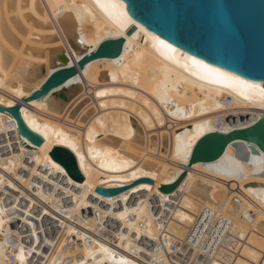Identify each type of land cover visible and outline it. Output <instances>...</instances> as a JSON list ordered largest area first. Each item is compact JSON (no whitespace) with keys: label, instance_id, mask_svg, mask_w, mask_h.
I'll use <instances>...</instances> for the list:
<instances>
[{"label":"bare ground","instance_id":"1","mask_svg":"<svg viewBox=\"0 0 264 264\" xmlns=\"http://www.w3.org/2000/svg\"><path fill=\"white\" fill-rule=\"evenodd\" d=\"M132 26L123 29L122 35L118 34L117 26L95 6L94 0H0V99L4 101L0 105L6 107L15 105L41 86L52 71L53 48L65 49L74 62V57H79L74 40L81 39L86 49H96L104 39L125 37L119 56L93 59L66 82L67 92L75 93L70 101L62 104L48 93L28 104L22 102V117L43 137L41 145L30 149L24 146L16 119L9 112L0 111V131L11 129L21 146V150L0 155V191L6 182L12 184L8 173L27 181L19 168L25 165L23 157L28 150L34 161L29 169L31 174L40 173L36 165L67 174L60 189L74 197L68 216L77 217L80 207L92 206L100 218L98 222L95 216L88 219V227L110 221L113 235L109 242L97 239L73 251L83 253L85 259L96 264L101 261L115 264L123 256L140 264L138 259L144 260V253L152 251L153 237H156L160 249L157 255L164 264H174L170 258L177 251H182L181 264H264V153L254 152L253 143L239 140L228 144L219 159L188 166L201 137L210 131L244 127L260 118L264 107L259 99L246 101L165 60L139 28L131 35L127 33ZM173 46L181 53L194 56ZM43 65L45 74L41 73ZM17 91L24 95H17ZM102 91L107 94L98 96ZM227 97L233 98L230 107L225 103ZM218 114L227 117L222 127L216 124ZM34 125L41 131H36ZM45 128L47 137L42 134ZM200 129L203 134L195 141L187 161L181 163L176 158L177 137L181 138L180 143L186 142ZM57 145L74 153L83 181L74 180L53 159L51 151ZM126 161L130 164L126 165ZM184 171L186 176L175 192L170 195L160 190L162 184L173 183ZM143 177L153 182L139 181ZM127 185V190L113 196L96 191L98 186ZM122 213L124 219H120ZM220 215L228 216L232 224L218 239L214 256L200 262L198 254L207 253L204 245L208 243V230ZM184 216L189 219L185 220ZM0 221H3L0 264H19L17 256L21 247L13 260L7 258L11 229L17 221L9 217L1 197ZM74 231L73 225L67 229V233ZM229 232L234 233L232 248L237 252L231 263L223 260L227 252L224 238L227 239ZM197 236L198 240L191 246L190 238L195 241ZM100 245L115 255L105 258ZM192 247L195 248L193 257L190 256ZM41 251L48 258L47 264H58L59 245L53 247L46 241ZM251 252L256 253V258ZM25 254V264H36L35 253L25 251Z\"/></svg>","mask_w":264,"mask_h":264},{"label":"water","instance_id":"2","mask_svg":"<svg viewBox=\"0 0 264 264\" xmlns=\"http://www.w3.org/2000/svg\"><path fill=\"white\" fill-rule=\"evenodd\" d=\"M126 10L137 23L156 33L173 45L204 61L235 73L244 79L264 85V0H123ZM136 30L133 25L128 34ZM79 57L70 56L65 49L51 50V73L41 86L15 105H0V111L9 112L17 121L19 139L27 148L41 145L43 137L24 121L21 104H28L48 93L62 104L72 99L66 82L83 70L88 62L100 57H117L124 48L125 37L104 39L96 49H86L81 39L72 41ZM73 55V53H72ZM74 56V55H73ZM46 67L41 66L45 74ZM61 88V89H58ZM254 144L253 151L264 153V114L246 127L229 131H210L196 143L188 166L198 161H213L225 153L228 144L235 141ZM51 156L67 173L78 181L84 180L74 153L62 145L54 146ZM186 176L184 171L176 181L162 184L160 190L169 194L178 189ZM139 181L153 182L143 177ZM128 189L123 187L96 188L97 193L113 196Z\"/></svg>","mask_w":264,"mask_h":264},{"label":"built area","instance_id":"3","mask_svg":"<svg viewBox=\"0 0 264 264\" xmlns=\"http://www.w3.org/2000/svg\"><path fill=\"white\" fill-rule=\"evenodd\" d=\"M225 103L230 107L233 103V98L227 97ZM226 118L224 114H218L216 124L222 127L226 122ZM258 119L248 125H251ZM18 150H21V146L17 135L11 129L0 131V155L3 156ZM32 155V152L27 150L23 157L25 165L19 168L20 175L27 181H21L8 173L12 184L6 182L0 191V197L6 206L9 217L17 221V225L11 229L6 253L7 258L13 260L17 250L23 246L26 252L35 253L34 261L36 264H47L48 258L45 254L41 253V250L45 242L49 241L53 247L54 245H59L60 259L58 264H79L81 261L84 264H96L94 260L85 259L83 253L73 251L97 239L109 242L110 236L113 235L112 230L109 229L111 225L110 221H103L102 223L92 224V227H88L86 225L88 219L95 216L98 222L100 218V216L97 217L92 206L80 207L77 217L71 218L68 216L75 201L73 195H65L60 189L61 185L65 182L67 174L61 171L51 172L44 165H36L37 172L40 173L31 174L29 169L34 164ZM231 224V219L226 215H220L215 220L214 225L208 230V243L204 245L207 253L203 255L198 254L197 256L200 262H205L204 258L214 256L218 239L228 231L227 228ZM70 225L75 227L73 233H67ZM233 237L234 233L229 232L227 239L224 238V248L227 249L225 250L227 252L224 254L223 260H226L228 263H231L234 255L237 254V252H233L232 248L235 241ZM198 238L197 236L195 241L193 240L194 238H190L191 246H194ZM153 241L154 243L151 246L152 251L144 253L146 256L144 260L138 259L140 264H164L162 258L157 255V252L160 251L157 248V242L155 239ZM191 251L190 256L193 257L195 255V248L192 247ZM181 252L172 253L174 258L170 259L174 264L182 263ZM189 261L191 262L192 260Z\"/></svg>","mask_w":264,"mask_h":264},{"label":"snow or ice","instance_id":"4","mask_svg":"<svg viewBox=\"0 0 264 264\" xmlns=\"http://www.w3.org/2000/svg\"><path fill=\"white\" fill-rule=\"evenodd\" d=\"M94 4L96 7L101 9L105 15L109 17L113 21V23L117 26L118 34H123V29L127 28L129 25H135L140 29V33H143L145 36H148L151 40L152 48L155 49L157 53L165 60H170L173 63L179 65L190 75L197 77L201 81L207 82L209 85H219L222 89L230 90L236 95L242 97L244 100H256L259 99L261 106L264 107V85L253 83L247 79H243L238 75H234L231 72H227L222 70L221 68L213 67L212 65L205 63L201 59H197L195 56L187 55L186 53H181L180 50L173 46V44L169 43L165 39H161L159 36L153 35L146 31V29L142 28L139 24L136 23L128 13L123 3V0H94ZM17 95H24L22 91H17ZM106 92H98V96L106 95ZM131 95V93H127ZM0 103H4L2 99H0ZM103 107V105H101ZM35 126L36 131H41L40 127ZM200 126H198L199 128ZM45 137L48 136L47 129L42 133ZM203 134V129L197 132L195 136H192L186 142L180 143L181 138L177 137V149H176V158L181 162L185 163L187 161V157L191 154L195 141L199 138L200 135ZM58 135H63L62 133ZM92 138V132H89V139ZM65 141H58V143H64ZM91 151V149H90ZM82 159V157H81ZM264 162V159H262ZM126 165H129L130 162H125ZM54 167H58L57 165H53ZM103 166V165H102ZM113 170L116 168L113 166ZM240 170H242V166H240ZM149 173H144V175H148ZM133 178H135V173H133ZM170 182V180L166 181ZM146 187V186H145ZM178 215H182L179 214ZM185 220L189 219V217L184 216ZM120 219H124V214L120 215ZM3 221H0V226H2ZM138 231V230H137ZM154 239L156 237H153ZM241 238L243 239V233H241ZM166 239H168L166 237ZM169 247H171L169 245ZM100 250L105 254V258L108 255L114 256L115 254L110 253L108 248H105L103 245H100ZM30 254V253H29ZM95 258L94 253H90ZM250 255L253 258H256V253L251 252ZM25 250L23 246H21L19 254L17 256V260L19 264H25ZM81 264H84L81 261ZM103 264V261L100 262ZM115 264H134L132 260H129L123 256L119 258V260L115 261ZM215 264V262H213Z\"/></svg>","mask_w":264,"mask_h":264},{"label":"rangeland","instance_id":"5","mask_svg":"<svg viewBox=\"0 0 264 264\" xmlns=\"http://www.w3.org/2000/svg\"><path fill=\"white\" fill-rule=\"evenodd\" d=\"M33 27L35 26V27H37L36 25H32ZM259 105V104H258Z\"/></svg>","mask_w":264,"mask_h":264}]
</instances>
